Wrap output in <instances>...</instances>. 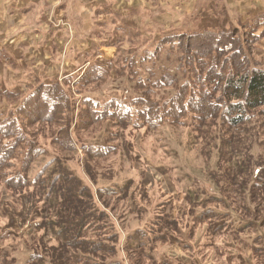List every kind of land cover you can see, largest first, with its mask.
<instances>
[{
	"label": "trees",
	"instance_id": "1",
	"mask_svg": "<svg viewBox=\"0 0 264 264\" xmlns=\"http://www.w3.org/2000/svg\"><path fill=\"white\" fill-rule=\"evenodd\" d=\"M247 21L246 24H242L244 31L241 35L240 27L198 29L191 33H174L162 37L163 39L154 37L155 48L152 51L144 49L139 55L136 51H128L121 58V66L116 69L117 77L129 84V87L124 89V91L129 89L127 94L109 96L110 99L109 97L102 99L100 94L98 97L83 95L87 85H105L110 78L108 68L119 61L108 60L103 65L94 63L87 66L78 80L73 81L75 83L72 87L70 80L65 81L67 87L58 81L36 84L33 91L26 95L8 116L2 118L0 173H8L7 184L12 182L20 184L23 188L35 190L32 195L34 206L25 208L23 203L21 204V213H28V222L26 219L23 220L26 222L19 225V228H22L19 231L20 242L28 252L24 264H44L45 261L50 264H121V261L113 259L119 252L121 239L119 232L114 233L115 224L97 202L96 196L99 199L100 196L112 197L110 192L116 191L117 197L123 198L129 194L132 183L130 179L114 189L100 187L94 193L84 179L55 158L57 153L50 156L49 150L55 149L38 141L36 132L39 130L31 127L33 122L25 112V108L36 100L45 101L50 106V113L42 121L57 114L56 121L60 128L54 131V137L60 142V130L64 128L69 148L75 152H78V148L73 144V139L76 141L83 139L81 132L84 129L81 122L84 116L90 114V120L101 121L107 125L103 138L87 140L80 146L84 153L99 156L112 151L114 147L109 145L110 140L116 141L129 126L133 130L145 126L151 131L164 123L174 125L192 117L197 121L196 132L204 130L207 121L220 129L226 127L231 134V142L235 144V140H232L234 136L244 145V148L234 146L232 152L236 153L227 156L240 159L237 162L233 161L227 167L228 172H224V189L219 187L218 183L221 184L222 181L217 182L215 176L206 178L216 188L218 195L201 197L200 189L189 191L193 213L195 209L202 207L203 210L195 215L198 221L212 222L210 216L226 219L225 225L210 230L213 235L225 234L240 238L242 234H247L256 226L250 220L258 223L262 219L261 222H264V216L254 219L246 217L248 213L259 211L264 206L263 195L257 206H253L256 204L252 202L251 204L243 202V208L246 209L243 215L228 206L225 209L233 211L234 216L223 212V217H220L211 210L212 206H225L228 201L224 193L226 191L233 189L239 198L247 200L248 194L253 198L256 190H264V119H261L260 127L258 126L255 131L244 126L253 120H260V114L264 116V111L260 112L264 107V67L255 62V58L250 55L255 42L264 38V13L255 15ZM166 44L177 46L176 49L180 52L177 69L180 70L181 77L185 78L181 84L177 76L167 72L156 76L157 60L162 59L159 50ZM122 70H125L123 76ZM168 88L175 89V93L169 94L171 96L169 98ZM75 92L81 96H77ZM5 94L7 97L16 96L10 92ZM237 130H242L243 133ZM260 148L263 152L257 151ZM38 157L46 160V163L39 174L31 178L28 171L29 163ZM243 175H247L246 181L242 178ZM234 176L238 181L242 179L238 182L241 186L235 187L237 180ZM131 194L133 196L129 200L131 203L129 205L132 210L137 203L135 194ZM39 203L42 204L41 207H37ZM6 205L13 209L12 213L17 212L13 202ZM6 211L2 206L3 216ZM232 222H238L239 226L232 227ZM164 238L162 237L163 240ZM155 239L158 240V237ZM214 241L215 243L211 241L210 244L223 250L222 257L226 256L227 251L233 246L225 240L219 243ZM143 245L136 237L130 242L126 241L122 247L124 246L125 251L138 250L150 261L156 262L158 259L155 253L145 255ZM236 249L239 247L234 246V250ZM254 250L263 254L264 246L254 247ZM2 258H4L2 264L14 263L7 254ZM168 260L172 259L164 257L162 264H173Z\"/></svg>",
	"mask_w": 264,
	"mask_h": 264
},
{
	"label": "rangeland",
	"instance_id": "2",
	"mask_svg": "<svg viewBox=\"0 0 264 264\" xmlns=\"http://www.w3.org/2000/svg\"><path fill=\"white\" fill-rule=\"evenodd\" d=\"M49 15L53 17L55 13ZM230 17L233 24L225 28L239 29L240 27L241 35L244 31L242 24H246L248 21L238 22L233 15ZM34 18H36L35 15L30 17V19ZM55 18L59 25L67 26L64 25L66 24V19H63L64 17L62 18V16L57 14ZM37 23L35 20L28 22L29 25L34 26ZM41 25L39 22V26ZM67 27L69 28V26ZM132 29L124 31L123 34L120 33L121 37L117 42V51L112 59L114 61L119 59V61L113 64L111 68H108L110 78L107 79L105 85H87L83 95L98 97V94H100L102 99H106L109 96L113 97L127 94L129 89L126 91L124 89L128 88L129 84L124 79L118 78V74H116L117 67L121 66L122 56L126 55L128 51H136V54L139 55L144 49L148 51L154 50L155 43L153 42V35L159 34V38H165L180 32L179 30L164 29L153 22L150 30L152 34L143 30L136 32V29ZM198 29L212 30L214 28ZM193 31V29L181 30V32L187 33ZM131 35L135 38L133 42L127 41ZM123 42L126 43L123 44ZM176 47L170 44L160 47L159 53L162 59L157 60L158 67L155 69V73L156 76H159L162 72L170 73L171 75L177 76L176 78L181 84L185 81V78L183 76L181 77L180 70L177 69L180 52ZM250 55L255 58V62H259L264 67V38L255 42ZM99 60L101 61H95L94 63L103 65L105 60ZM83 62L85 60L81 59L78 61V64ZM50 64L53 66L58 65L57 60L54 59L49 63H45L44 67ZM36 65L41 69L42 63L40 61L37 60ZM65 65L66 62H64ZM41 70L42 72L46 71L45 69ZM39 72L41 71L39 70ZM121 74L123 76L125 70H122ZM2 76L5 83L4 87ZM76 77L50 78L49 83L58 81L64 85L66 80H70L72 81V87L75 83L73 81L78 80ZM11 78L13 79L8 82ZM27 78L29 77H22V80ZM15 80V77H11L10 75L6 77L2 74V63L0 62V122L3 117L8 116L17 107L26 95L33 91L32 89L36 84L40 83V79H38L36 83L33 82V85H27L22 92H15L11 90L13 89L12 87L10 90L8 89L9 84L14 86ZM64 87H67V84ZM174 91V88H168V98L171 97L169 94L173 95L175 93ZM6 92H10V94L14 93L16 96L7 97ZM75 94L77 96L80 95L76 92ZM49 111L50 106L48 103L39 100L34 101L25 108V112L33 122L31 127H36L39 130V132H36L38 141L49 144L58 151L56 152L50 149V156H54L57 153L55 158L65 163L77 176L79 175L84 179L86 181L85 183L89 185L94 193L100 187L114 189V187L121 186L127 180L131 179L132 181L129 194L123 198L117 197L116 191L110 192L113 195L112 197L100 196L99 199L96 196L97 202L106 210L115 224L114 233L118 231L121 238H119V252L113 258L114 260L121 261V264H162L164 257H168L172 259L168 261H172L173 264H264V253L262 254L260 251L254 250V247L264 246V222H261L262 219L258 223L250 220L256 226L251 229L252 231L249 230L247 234H242L240 238L226 236L225 234L213 235L210 230L216 229L220 225H225L226 219L210 216L213 220H211L212 222L207 220L198 221L195 215L200 213L203 208L199 207L195 209L194 213L192 210L189 191L192 189H200L202 191L201 197L218 195L216 188L206 178L215 176L217 182L218 180L222 181L221 184L218 183L219 187L224 189V172L227 171V167L233 161L237 162L240 159L239 157L234 159L231 156H227L228 154L236 153L235 151L232 152L234 146L237 145L244 148V145L241 144L242 142H240L239 138H235L234 136L232 140H235V144H233V141L231 142L230 140L231 134L227 131L226 127L220 129L207 121L204 130L196 132L195 126L197 121L192 117H188L184 121L174 125L164 123L158 128H155L157 126H151L155 128L151 129V131L147 130L148 128L145 126L134 130L129 126L124 130V134L120 132L123 135L116 141L113 139L110 140L109 145L114 147L113 150L106 155L100 152L104 156H99L92 153H84L80 146L87 140L92 141L93 139L103 138L107 130V125L103 122L101 123V121L95 122L94 119L90 120V114L84 116L81 122L84 129L81 132L83 139H80V141L73 139V144L78 148V152H75L69 148L64 128L60 130V142L54 137V131L60 128V125L56 121L57 114H54L53 118L42 121L43 118L48 116ZM263 111L264 107L261 108L260 112L263 113ZM75 117H77V113H75ZM263 117V114H260V120H253L244 126L250 127L255 131L258 126L260 127L259 124L261 119H264ZM238 132H242V130ZM72 135L75 136L74 133ZM95 143L99 144L100 142ZM257 151L263 152V149L260 148ZM34 160V162L29 163L30 168L28 167L31 178L37 176L46 163V160H42L39 157ZM233 170L237 171L235 169ZM239 175L241 176L240 172ZM246 176H242L245 181ZM7 179H9L8 173L2 174L1 172L0 264H2V260L4 259L2 256L4 254H7L10 259H13V264H24L28 252L20 242L21 237L19 231L22 228H19V225L20 223L23 224L26 222L23 220L27 219L28 222V213H21V204L23 203L25 208L26 206L28 208L34 206L35 201L32 200V195H34L35 190L32 188H23L20 184L16 185L12 182L7 184ZM234 179L237 180L235 187L241 186L238 182L242 179L238 181L235 176ZM131 193L135 194L137 203L135 209L132 210L129 201L133 196ZM224 193L228 197L225 206L211 207V210L215 211L220 217H223V212L230 213L231 216H234L232 214L234 213L233 211L225 209L227 206L243 215L246 212V209L243 208V202L246 203L247 201L249 204L252 202V204H256L253 206H257L260 203V197L262 195L264 196V190H256L255 194L257 196L253 195V198L251 194H248L246 196L247 200L239 198L233 189ZM9 202H13L14 208L18 213L11 212L13 209L6 205ZM41 205L39 203L37 207H41ZM2 206L7 210L4 216L2 215ZM247 215L246 217L251 219L264 216V206L259 211H252V213H248ZM238 226V222H232V227L236 228ZM136 237L143 242L145 255L155 253L158 259L156 262L150 261L138 250L125 251L122 245L126 241L130 242ZM155 237H158V240ZM162 237H165L164 240ZM214 240H216V243L225 240V242L233 245L231 246V250L227 251L226 256L222 257L223 250L218 249L216 245L212 244L215 243ZM29 241L32 242L31 239ZM211 241L212 243L210 244ZM133 243L136 242L133 241ZM234 246L239 247V249L234 250ZM44 264L50 263L45 261Z\"/></svg>",
	"mask_w": 264,
	"mask_h": 264
},
{
	"label": "crops",
	"instance_id": "3",
	"mask_svg": "<svg viewBox=\"0 0 264 264\" xmlns=\"http://www.w3.org/2000/svg\"><path fill=\"white\" fill-rule=\"evenodd\" d=\"M261 12L264 0H0L2 74L16 78L9 90L22 92L38 79L49 83L50 78H79L95 61L112 60L121 34L128 29L152 34V22L180 32L221 29L233 24L231 15L246 22ZM57 14L69 28L57 23ZM32 15L36 18L30 19ZM32 20L38 22L36 26L28 24ZM134 39L131 35L127 41ZM54 59L57 66L44 67ZM81 59L85 62L78 64Z\"/></svg>",
	"mask_w": 264,
	"mask_h": 264
}]
</instances>
